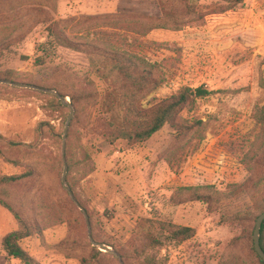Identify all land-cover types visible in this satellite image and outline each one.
Listing matches in <instances>:
<instances>
[{"label":"rangeland","instance_id":"obj_1","mask_svg":"<svg viewBox=\"0 0 264 264\" xmlns=\"http://www.w3.org/2000/svg\"><path fill=\"white\" fill-rule=\"evenodd\" d=\"M162 1L0 0V80L27 85L0 82V134L21 143L0 139V175L28 174L9 191L34 229L21 244L36 264H261L253 230L264 208V132L255 117L264 106V0H194V12L169 0V16ZM153 22L171 27L145 32ZM60 37L159 64L163 82L137 96L140 109L185 87L211 90L175 119L202 121L198 131L166 124L147 141L110 143L100 118L121 113L107 96L114 87ZM68 121L74 198L62 181ZM209 185L211 204L184 190ZM76 201L93 239L110 250L93 245ZM171 225L195 236L173 239ZM17 229L0 205V264H23L2 243Z\"/></svg>","mask_w":264,"mask_h":264},{"label":"trees","instance_id":"obj_2","mask_svg":"<svg viewBox=\"0 0 264 264\" xmlns=\"http://www.w3.org/2000/svg\"><path fill=\"white\" fill-rule=\"evenodd\" d=\"M175 3L183 4L187 10L191 12L195 11V7L198 2L194 0H170ZM169 0L162 1V10L169 16L170 10L163 4V2H170ZM231 3H238L242 0H225ZM179 15V14H178ZM181 18V17H180ZM170 23H173L170 20ZM169 23L153 22L145 26V32H149L155 28L170 29ZM58 42L67 48L75 51L85 52L90 55L92 64L96 67L97 71L106 78L113 88V93L116 94L112 97L113 93L107 94L111 97L118 107V115L113 116V119H107L101 117L103 126H100V135H102L110 143H115L119 139H124L129 142H142L147 141L155 133L159 132L166 124H170L173 129L180 133H186L192 130L198 131L196 125L201 124L199 122H186L181 126L175 124V119L178 113L183 107L187 105H193L197 99L205 98L209 96L212 91L204 87H185L177 94L161 101L154 105L150 109H140L137 107V96L143 91L149 90L151 87L160 86L163 82L160 65L156 63H150L143 58H140L134 54H128L120 50L110 51L107 49H98L96 46H91V43H79L72 42L63 37H60ZM98 66H102L99 68ZM5 76L3 78H8ZM95 99L94 94L86 95L87 98ZM73 104L78 107L79 100L76 96L72 95ZM258 123L262 124L264 132V106L259 110L257 115L255 114ZM198 123V124H197ZM0 139L7 141L12 146L20 145V142L14 140H7L0 134ZM264 140V134H263ZM260 148L264 149V143L260 142ZM264 152V150H263ZM1 153V151H0ZM255 157V155H254ZM263 158V157H262ZM66 160L68 164V171H70L73 162L71 158L67 156L66 146ZM262 160V159H261ZM62 162L64 168V158L62 153ZM256 163L261 164L259 158ZM250 171L253 174V167L250 166ZM30 173V172H29ZM26 175H0V205L8 209L19 222V229L7 234L3 238V246L8 256L13 258H19L23 264H36L35 259L23 248L22 240L31 237L34 234V229L29 225L26 219L19 212L14 202L10 198V186L22 180ZM260 184V183H258ZM190 195L192 201H202L205 203H213L215 201L214 187L209 186H192L184 188ZM75 194V193H74ZM78 205V204H77ZM264 212V208L262 212ZM258 215V216H259ZM256 217V220L258 218ZM87 222V220H86ZM88 225V223H87ZM91 225V224H90ZM256 226V224H255ZM171 236L176 240H189L195 236V230L189 226H177L171 225ZM255 229V228H254ZM254 234V230H253ZM90 238V237H89ZM158 240H154V244H157ZM261 245L264 249V222L261 228ZM98 253H103L95 247ZM253 250L256 256L259 258L261 264H264V260L257 253L254 246L253 238Z\"/></svg>","mask_w":264,"mask_h":264},{"label":"water","instance_id":"obj_3","mask_svg":"<svg viewBox=\"0 0 264 264\" xmlns=\"http://www.w3.org/2000/svg\"><path fill=\"white\" fill-rule=\"evenodd\" d=\"M1 83H10L12 85H17V86H20V87H27V85L25 84H21V83H16V82H11V81H6V80H0ZM74 115V108L71 106V114H70V117H69V121L72 119ZM69 121H68V124L64 130V136H63V158H64V170H63V177H62V181L66 187V189L68 190L70 196L72 198H74V192L73 190L71 189V187L67 184V173H68V164H67V160H66V144H67V133H68V127H69ZM76 203L78 204V206L82 209V211L84 212L85 214V217H86V220H87V223H88V228H89V237L93 243L94 246H99L100 249L102 250H110V247L107 246L106 244L104 243H98L96 242L93 237H92V233H91V225H90V219H89V215L88 213L86 212V210L84 209V207H82L80 205V203L78 201H76ZM263 222H264V212L261 213L257 220H256V226H255V229H254V234H253V238H254V246H255V250L257 251V253L262 257V259L264 260V249L261 245V228H262V225H263Z\"/></svg>","mask_w":264,"mask_h":264}]
</instances>
